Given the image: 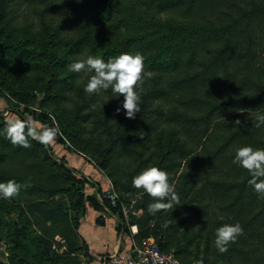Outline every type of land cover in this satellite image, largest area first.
<instances>
[{"label":"trees","instance_id":"16d2710c","mask_svg":"<svg viewBox=\"0 0 264 264\" xmlns=\"http://www.w3.org/2000/svg\"><path fill=\"white\" fill-rule=\"evenodd\" d=\"M14 1L0 0V98L5 108V91L25 103L6 115L0 109V183L22 185L13 199L0 198L13 264H80V221L89 207L100 213L98 225L107 211L120 219L119 232L137 225L136 242L161 239L181 264H264V199L233 163L241 147L264 149V124L255 126L264 115V0L233 3L230 12L222 7L229 0H23L37 21L21 25L11 15ZM123 53L141 54L153 73L134 120L115 114L114 98L102 104L84 91L92 73L68 68L88 56L107 62ZM29 116L58 127L55 143L67 152L96 158L94 170H106L119 195L116 205L94 175L86 178L64 156L51 162L52 144L29 138V148L12 145L7 119ZM90 122L102 128L98 142L86 136ZM124 151L144 162L120 169L115 162ZM149 167L166 171L180 197L156 215L147 211L155 201L132 186ZM140 194L146 204L136 214L131 206ZM181 216L189 217L177 221ZM187 220L197 227L190 233V223L174 237ZM237 223L243 234L220 253L216 230ZM57 235L66 240L65 255L53 248Z\"/></svg>","mask_w":264,"mask_h":264},{"label":"clouds","instance_id":"9594fccd","mask_svg":"<svg viewBox=\"0 0 264 264\" xmlns=\"http://www.w3.org/2000/svg\"><path fill=\"white\" fill-rule=\"evenodd\" d=\"M69 71L80 73H92L84 91L89 95H101L111 90L113 95L123 97L122 107L117 108V114L122 110L127 119L134 120L140 113L141 92L145 78L151 79L153 73L145 71L144 57L123 53L105 62L103 59L88 56L86 60L72 63L68 66ZM96 105L92 106L95 110ZM256 127L264 124V115L257 117ZM236 125L241 121L236 120ZM7 138L12 145L24 148L31 147L29 138L38 141L41 145L49 146L55 142L60 130L58 127L41 125L32 117L26 119H7ZM234 164H238L247 170L251 179L248 183L254 191L264 199V149H253L246 146L236 151ZM132 186L142 189L155 202L147 205V211L151 215L158 212H167L180 203V197L175 191V185L169 182V174L157 167H149L133 177ZM22 185L15 180L0 183V198L11 199L19 195ZM243 234L242 226L224 224L215 233V247L220 253L228 251V245L234 243L238 236ZM203 264V261H197Z\"/></svg>","mask_w":264,"mask_h":264},{"label":"rangeland","instance_id":"374dc122","mask_svg":"<svg viewBox=\"0 0 264 264\" xmlns=\"http://www.w3.org/2000/svg\"><path fill=\"white\" fill-rule=\"evenodd\" d=\"M241 1L242 0H229L228 4H224L222 7L224 10H228L230 12L233 3H242ZM12 11L13 12L11 13V15H12V18L14 19V22L16 24H20V25L24 24V23H31L32 24V23H34V21H37L36 14L33 11L32 6L30 4L25 3L23 0H15L12 3ZM8 81H9L8 83H10L9 84V89H10V87L12 86L11 84H12L13 80L9 79ZM4 94H5L4 97L9 101V105H10L9 107L10 108L9 107L5 108V106L8 104L3 98H0V109H3L2 115H6L9 110L22 111L25 108V105H24L25 103L20 101V99L17 96L12 95L10 93V91H9V93H8V91H5ZM100 96L102 99L101 100L102 104H104V102L105 103L109 102L112 98H114L115 106H117V108L122 107L123 97L113 95L110 89L107 92H104L103 94H101ZM40 100H41V98H37L33 107H37L38 105H40V102H41ZM157 105H158V102H156L154 104L153 108H155ZM117 108L114 110L115 114H117V111H116ZM118 115L121 116V118L126 117L123 110ZM57 123L58 122L55 119V124L58 125ZM98 126L99 125H96L94 122H90L87 125V135L86 136L89 139H93L94 142H98L96 140L99 138L100 132L102 130V128L98 127ZM214 136L217 137L218 136L217 133L214 132L212 134V137L214 138ZM198 143H199V141H198ZM52 146L53 147L50 150V153L52 155L51 162H54L53 159L55 160L56 158L64 156L66 158V160L68 161L69 165L72 167H75V168H76V166H78L80 168L79 170H80L81 174L86 175L85 176L86 178L90 177L89 179H92V175L97 174L96 171L94 170L95 166L97 165V160L92 155H88V154H85L83 152L80 153L79 155H77L76 153L67 152L63 148L62 145H58L55 142L52 144ZM199 148H200L199 150L202 149L201 146ZM125 152L126 151L122 152L120 154V157H118V161L115 162L120 169H123V168L126 170L134 169L140 163L144 162L145 157H141L140 155L124 154ZM89 171L91 173H89ZM106 173H107L106 170H103L102 176L104 178H106L107 187H108V186H111L112 181L107 176ZM100 176H98L99 179H100ZM98 197L101 198V200H102V197L99 194H98ZM23 198L26 199L27 197H23ZM11 199H13V198H11ZM124 209H125L126 213L129 212L128 207H125ZM142 212H140V214ZM188 217L189 216H181L177 219V221L182 220V219L186 220V218H188ZM190 223H192L191 226H190ZM188 226H190V233L197 227L195 225V223L187 220L185 222V224L182 225L179 232H175L174 237L180 236V233L183 232L186 229V227H188ZM0 233H1L0 234V264H13L12 257L10 256V253H9L10 252L9 249L12 246L11 237H9V233H7L6 229L3 230L0 228ZM59 238H61L62 240H64L66 242V240L62 236L57 235V236L53 237V239H52L53 248L56 250V252L58 254L65 255V253L67 252V243L64 246L59 241ZM80 264H81V261H80ZM195 264H197V262H195ZM237 264H239V263L237 262Z\"/></svg>","mask_w":264,"mask_h":264},{"label":"crops","instance_id":"0c3cea01","mask_svg":"<svg viewBox=\"0 0 264 264\" xmlns=\"http://www.w3.org/2000/svg\"><path fill=\"white\" fill-rule=\"evenodd\" d=\"M89 173L91 172L89 171ZM96 175H94L95 178L107 187L106 178ZM99 215V212L89 207L85 217L80 221L79 233L84 241L87 254H77L81 264H103L108 255L124 251L133 243L132 226H130L131 234L124 232V229L119 232L120 219L117 216L107 211L104 213L105 223L98 225L96 220ZM133 226L138 227L137 225Z\"/></svg>","mask_w":264,"mask_h":264},{"label":"built area","instance_id":"2783aa9c","mask_svg":"<svg viewBox=\"0 0 264 264\" xmlns=\"http://www.w3.org/2000/svg\"><path fill=\"white\" fill-rule=\"evenodd\" d=\"M105 197L116 205L119 200L113 184L107 187ZM138 234V227L132 226V235ZM65 246L66 242L59 238ZM103 264H181L175 252L163 251L160 244L154 238L144 239L141 242L133 243L124 251H119L108 255Z\"/></svg>","mask_w":264,"mask_h":264},{"label":"water","instance_id":"95a60500","mask_svg":"<svg viewBox=\"0 0 264 264\" xmlns=\"http://www.w3.org/2000/svg\"><path fill=\"white\" fill-rule=\"evenodd\" d=\"M145 194H140L136 197V200L132 203L131 206V210L136 213L139 214L140 212H142L144 210L145 204H146V200H145ZM161 243V239L159 240V244Z\"/></svg>","mask_w":264,"mask_h":264}]
</instances>
